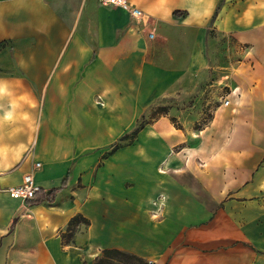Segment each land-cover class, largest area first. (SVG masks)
I'll use <instances>...</instances> for the list:
<instances>
[{"label": "crops", "instance_id": "1", "mask_svg": "<svg viewBox=\"0 0 264 264\" xmlns=\"http://www.w3.org/2000/svg\"><path fill=\"white\" fill-rule=\"evenodd\" d=\"M128 2L0 0V264H264V0Z\"/></svg>", "mask_w": 264, "mask_h": 264}, {"label": "trees", "instance_id": "2", "mask_svg": "<svg viewBox=\"0 0 264 264\" xmlns=\"http://www.w3.org/2000/svg\"><path fill=\"white\" fill-rule=\"evenodd\" d=\"M175 15H179L178 12H174ZM155 113L151 114L152 116L157 114V113H163L166 111V107L161 106V107H156L154 109ZM171 121L178 126V124L175 122L174 118H171ZM58 188H53L50 189L49 191L45 192L43 195L41 196H35L31 201V203H37L39 201H41L43 198L45 200H52L55 193L57 192ZM41 189L38 190V192L40 193ZM87 222L86 219H84L82 216L80 215H75L73 216L66 227L65 232H63L61 234V237L63 239L64 242H67L71 236V233L73 231L74 226H76L79 222ZM92 264H153L151 261L140 257L136 254H133L131 252H127L124 250H120L117 248H105L101 251V254L97 257L94 258Z\"/></svg>", "mask_w": 264, "mask_h": 264}, {"label": "built area", "instance_id": "3", "mask_svg": "<svg viewBox=\"0 0 264 264\" xmlns=\"http://www.w3.org/2000/svg\"><path fill=\"white\" fill-rule=\"evenodd\" d=\"M101 5L112 6V7H121L125 9L131 18L137 22H147L148 19L143 11L139 8L132 6L128 0H98ZM150 38L154 37L153 31L148 33ZM227 103V100L224 101ZM37 165V163H36ZM39 188L33 184L32 176L29 173H26L22 177L20 184L8 188V192L13 198H20L23 200L32 199L37 194Z\"/></svg>", "mask_w": 264, "mask_h": 264}, {"label": "clouds", "instance_id": "4", "mask_svg": "<svg viewBox=\"0 0 264 264\" xmlns=\"http://www.w3.org/2000/svg\"><path fill=\"white\" fill-rule=\"evenodd\" d=\"M8 94V89L4 82L0 81V100H3ZM16 115L15 105H9L5 108L3 104H0V125L5 122L13 121L16 118ZM24 118L26 119L27 117L25 116Z\"/></svg>", "mask_w": 264, "mask_h": 264}, {"label": "rangeland", "instance_id": "5", "mask_svg": "<svg viewBox=\"0 0 264 264\" xmlns=\"http://www.w3.org/2000/svg\"><path fill=\"white\" fill-rule=\"evenodd\" d=\"M155 108H156V107H155ZM155 108H154V109H155ZM154 109L151 110L150 114H154V113H155Z\"/></svg>", "mask_w": 264, "mask_h": 264}, {"label": "bare ground", "instance_id": "6", "mask_svg": "<svg viewBox=\"0 0 264 264\" xmlns=\"http://www.w3.org/2000/svg\"><path fill=\"white\" fill-rule=\"evenodd\" d=\"M20 199V198H19Z\"/></svg>", "mask_w": 264, "mask_h": 264}]
</instances>
